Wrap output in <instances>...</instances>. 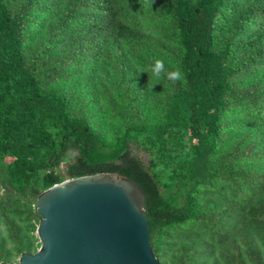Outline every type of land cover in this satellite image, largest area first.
I'll return each mask as SVG.
<instances>
[{
    "label": "trees",
    "instance_id": "16d2710c",
    "mask_svg": "<svg viewBox=\"0 0 264 264\" xmlns=\"http://www.w3.org/2000/svg\"><path fill=\"white\" fill-rule=\"evenodd\" d=\"M101 173L159 264H264V0H0V262L37 249L40 192Z\"/></svg>",
    "mask_w": 264,
    "mask_h": 264
},
{
    "label": "water",
    "instance_id": "95a60500",
    "mask_svg": "<svg viewBox=\"0 0 264 264\" xmlns=\"http://www.w3.org/2000/svg\"><path fill=\"white\" fill-rule=\"evenodd\" d=\"M143 201L134 183L115 174L53 184L35 199L39 245L13 264H159Z\"/></svg>",
    "mask_w": 264,
    "mask_h": 264
},
{
    "label": "clouds",
    "instance_id": "9594fccd",
    "mask_svg": "<svg viewBox=\"0 0 264 264\" xmlns=\"http://www.w3.org/2000/svg\"><path fill=\"white\" fill-rule=\"evenodd\" d=\"M140 71L141 73L150 72L152 78L157 82L162 79L170 81L171 85L169 86V90H172L171 86L175 85L177 81L186 82L184 73L178 66L174 71H166L163 60H156L153 64H149L146 68H141Z\"/></svg>",
    "mask_w": 264,
    "mask_h": 264
},
{
    "label": "rangeland",
    "instance_id": "374dc122",
    "mask_svg": "<svg viewBox=\"0 0 264 264\" xmlns=\"http://www.w3.org/2000/svg\"><path fill=\"white\" fill-rule=\"evenodd\" d=\"M131 152L137 155L142 161L146 160V155L142 151L134 150L133 147H131Z\"/></svg>",
    "mask_w": 264,
    "mask_h": 264
}]
</instances>
